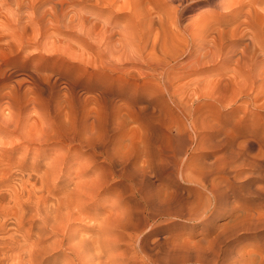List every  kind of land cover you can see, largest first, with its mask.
Listing matches in <instances>:
<instances>
[{
    "label": "rangeland",
    "instance_id": "rangeland-1",
    "mask_svg": "<svg viewBox=\"0 0 264 264\" xmlns=\"http://www.w3.org/2000/svg\"><path fill=\"white\" fill-rule=\"evenodd\" d=\"M92 158L117 264L264 259V0H0V207Z\"/></svg>",
    "mask_w": 264,
    "mask_h": 264
},
{
    "label": "bare ground",
    "instance_id": "bare-ground-1",
    "mask_svg": "<svg viewBox=\"0 0 264 264\" xmlns=\"http://www.w3.org/2000/svg\"><path fill=\"white\" fill-rule=\"evenodd\" d=\"M168 1L173 2L175 0ZM178 1L180 0H177V2ZM175 9L174 19L176 22L181 15L180 11L182 12L183 9ZM178 14L180 15L178 16ZM156 19L161 25L162 19L159 17ZM107 24L108 22L104 25L106 26ZM184 32H187L186 29L184 30ZM106 33H108L109 35L111 34L109 31H107ZM110 39L111 38H105V40L107 41H110ZM103 52H106L109 55L111 54V51L108 49V47H106ZM122 56L123 59L118 60L117 62H122L125 59L124 57H127V55H125V52L122 54ZM105 161L107 165L108 178V176L114 175L115 162L110 156L106 157ZM97 165L98 164L96 160H94V158L85 160V162L80 166V169L75 173L76 180H72V175L70 172H65L64 179H61V177H59L60 173H57L58 169H60V167H58V164L50 165L49 163L47 164V169L44 173L36 175L29 174L25 176L27 179L36 178L35 180H38L40 184V193L37 194L36 192L35 195L31 191L25 190L24 188H22L18 193H14L13 191V193H10V202H8L12 203V205L5 209H2L3 207H0L2 209L0 210V212L1 214H3L1 229L5 234L4 236L0 237V264H49L51 260L53 264H81L83 257L88 259V264L98 263L100 260H104V262H100L99 264L119 263L117 260L118 256L116 258L113 257L116 249L114 250V242L111 239L114 229V220L113 216L111 215V211L113 210V208L110 206H108L107 208L101 207V203L98 199L101 191L110 190L113 184L110 183V181L107 179L106 181L104 180V182H102L98 177L94 178L91 176L92 173L94 174V176L97 175V172L95 170ZM18 166L21 165L18 164ZM20 168L22 169V167ZM153 168L154 173L158 176L160 168H158L157 166ZM19 173L18 175L20 176ZM21 177L24 178V176L22 175ZM85 178L87 179L84 180ZM67 180H69V182L74 181V187H71L72 189L66 187ZM6 181H0V184L5 185ZM247 185L245 184L244 187H246ZM227 189H229V187ZM230 191L232 190L230 189ZM1 197L4 198V194L3 196L1 195ZM136 197L137 200L146 207L148 203L147 198L139 195H136ZM210 201H212L213 203L216 201L215 195L211 197ZM144 209L146 210V208ZM30 211L33 213H31ZM101 211H104L105 213L101 214ZM144 214L145 220H150L153 217L154 219L156 217L159 218V216L164 215L163 213H161L160 208L156 209L155 213ZM101 215L104 216L103 219H101ZM168 216L169 215H167V217ZM100 219L102 220L101 222L99 221ZM9 222L10 224L12 223V228H7ZM25 224H29V226L26 230H23V226H25ZM79 225H81L82 227H79ZM34 227L35 231L33 232ZM47 233L50 235V237L43 238V235ZM64 245H66L67 247H65ZM16 249L22 250L23 256H11V252ZM66 253H71L74 260L69 262L62 261L61 256ZM55 254H58L59 258H54Z\"/></svg>",
    "mask_w": 264,
    "mask_h": 264
},
{
    "label": "clouds",
    "instance_id": "clouds-1",
    "mask_svg": "<svg viewBox=\"0 0 264 264\" xmlns=\"http://www.w3.org/2000/svg\"><path fill=\"white\" fill-rule=\"evenodd\" d=\"M243 264H264V259H253V260L245 259L243 261Z\"/></svg>",
    "mask_w": 264,
    "mask_h": 264
}]
</instances>
